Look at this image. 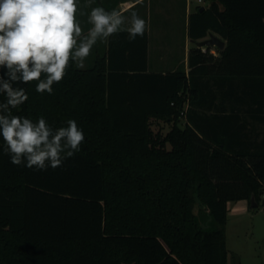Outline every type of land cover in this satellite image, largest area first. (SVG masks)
<instances>
[{"label": "trees", "instance_id": "16d2710c", "mask_svg": "<svg viewBox=\"0 0 264 264\" xmlns=\"http://www.w3.org/2000/svg\"><path fill=\"white\" fill-rule=\"evenodd\" d=\"M210 1L189 37L227 44L193 48L189 73L151 72L147 33L119 32L51 95L19 85L28 100L14 115L74 119L85 139L37 171L13 165L0 137V264H242L226 225L229 202L264 196V0Z\"/></svg>", "mask_w": 264, "mask_h": 264}, {"label": "clouds", "instance_id": "9594fccd", "mask_svg": "<svg viewBox=\"0 0 264 264\" xmlns=\"http://www.w3.org/2000/svg\"><path fill=\"white\" fill-rule=\"evenodd\" d=\"M77 12V0H0V94L6 96V102L0 103V137L2 152L13 165L37 171L62 167L85 139L74 119L54 128L42 116L33 121L14 115L12 110L28 100L26 89L19 85L37 81L36 92L51 95L53 85L64 79L72 64L86 67L98 41L121 31L134 41L146 30L145 19L136 12L125 27L128 16L94 7L88 14L91 27L84 35Z\"/></svg>", "mask_w": 264, "mask_h": 264}, {"label": "crops", "instance_id": "0c3cea01", "mask_svg": "<svg viewBox=\"0 0 264 264\" xmlns=\"http://www.w3.org/2000/svg\"><path fill=\"white\" fill-rule=\"evenodd\" d=\"M77 3L78 12L76 17L83 29L84 35L87 34L88 29L91 27L88 23V14L94 7H103L109 12L115 9L123 15L128 16L129 19H126L125 27L130 23L131 13L136 12L146 21L145 33L148 35L149 70L151 72L167 73L184 67L189 73L190 52L193 49V44H195L189 37L190 16L198 8L209 6L211 1L77 0ZM220 7L224 9L222 4H220ZM181 34L185 36L184 43H180L177 39L178 35ZM110 38L107 41L97 42L90 56L85 61L86 67L87 65H91L90 67H92L99 57L108 54ZM188 40H190V44ZM86 67L84 69L90 68ZM230 203H228V210Z\"/></svg>", "mask_w": 264, "mask_h": 264}, {"label": "rangeland", "instance_id": "374dc122", "mask_svg": "<svg viewBox=\"0 0 264 264\" xmlns=\"http://www.w3.org/2000/svg\"><path fill=\"white\" fill-rule=\"evenodd\" d=\"M177 39L180 43L185 42L183 34L178 35ZM188 43L190 44V40ZM195 47L196 43L193 44V48ZM212 53L218 54L216 47L213 48ZM90 66L87 65L86 68ZM183 122H186L185 118ZM153 128L156 132L166 135L171 125L153 119ZM226 239L230 262L232 254H236L242 264H264V196L256 208L252 207L249 200L231 201Z\"/></svg>", "mask_w": 264, "mask_h": 264}, {"label": "water", "instance_id": "95a60500", "mask_svg": "<svg viewBox=\"0 0 264 264\" xmlns=\"http://www.w3.org/2000/svg\"><path fill=\"white\" fill-rule=\"evenodd\" d=\"M204 9L205 7H202L201 11H203ZM195 43H196V46L201 49L210 48V47H218L221 50H223L226 46V42L222 38H220L219 36H217L216 34L212 32L209 34V37L207 39L202 40V41H197ZM252 207L253 208L258 207V203L256 202V199L254 196L252 198Z\"/></svg>", "mask_w": 264, "mask_h": 264}, {"label": "built area", "instance_id": "2783aa9c", "mask_svg": "<svg viewBox=\"0 0 264 264\" xmlns=\"http://www.w3.org/2000/svg\"><path fill=\"white\" fill-rule=\"evenodd\" d=\"M200 2H202V0H200ZM204 51L206 50V48L203 49Z\"/></svg>", "mask_w": 264, "mask_h": 264}]
</instances>
